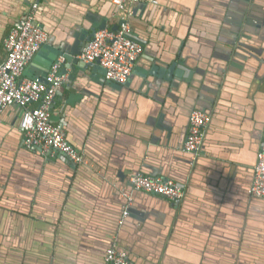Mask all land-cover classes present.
Returning <instances> with one entry per match:
<instances>
[{
	"label": "crops",
	"instance_id": "obj_1",
	"mask_svg": "<svg viewBox=\"0 0 264 264\" xmlns=\"http://www.w3.org/2000/svg\"><path fill=\"white\" fill-rule=\"evenodd\" d=\"M35 2L54 48L120 20L113 0H0V63L6 35ZM133 7L142 70L117 87L91 68L70 80L69 68L52 108L55 124L86 149V164L27 148L22 108L0 111V264H105L116 240L133 264H264V199L248 193L264 139V0ZM43 47L24 78L61 56ZM155 62H182L187 72L167 80L148 73ZM197 107L211 118L194 159L184 144ZM135 171L175 179L186 197L137 193L118 224L120 191Z\"/></svg>",
	"mask_w": 264,
	"mask_h": 264
},
{
	"label": "built area",
	"instance_id": "obj_2",
	"mask_svg": "<svg viewBox=\"0 0 264 264\" xmlns=\"http://www.w3.org/2000/svg\"><path fill=\"white\" fill-rule=\"evenodd\" d=\"M137 0H113L120 10ZM157 3V0H154ZM39 8L33 3L28 12L13 26L4 39L6 59L0 63V111L10 104H18L23 110L20 126L27 148H38L44 156L66 154L76 164H86L84 154L67 139L66 131L52 122L51 106L58 90L68 80V74H61L65 61L60 56L51 66L44 80L24 78V70L40 48L48 41L49 34L36 21ZM131 26L127 20L118 29L98 30L84 47L79 57L85 62H100L106 69L107 79L124 84L132 75L136 62L144 52V46L130 36ZM210 114L196 108L189 121V132L184 149L196 159L202 152L205 134L210 123ZM133 190L162 196L171 201H182L186 190L172 179L163 176L138 173L130 177ZM132 203L131 193L123 191ZM251 196L264 198V143L254 167V178L250 187ZM128 213L125 210L124 216ZM122 223V222H120ZM105 264H133L126 249L120 250L114 243L106 253Z\"/></svg>",
	"mask_w": 264,
	"mask_h": 264
},
{
	"label": "water",
	"instance_id": "obj_3",
	"mask_svg": "<svg viewBox=\"0 0 264 264\" xmlns=\"http://www.w3.org/2000/svg\"><path fill=\"white\" fill-rule=\"evenodd\" d=\"M139 0H137V1H135V2H131L130 4H128V6H127V8H126V10H120V9H118L117 8V13H118V17H119V22H118V24L116 25V26H114L113 28H112V30H116V29H118V27H119V25H120V23L121 22H123L124 20H127L129 23H130V26H131V33H130V36L133 38V39H135V37H134V35H133V31H132V25H131V22H130V20H131V18L133 17V15H134V4L136 3V2H138ZM39 5V4H38ZM39 7H40V5H39ZM117 7V6H116ZM29 10V9H28ZM28 10H27V12H28ZM38 10H39V8H38ZM38 10H37V13H38ZM26 12V13H27ZM26 13H24V15L26 14ZM37 13H36V21L37 22H39V20L37 19ZM23 15V16H24ZM22 16V17H23ZM18 24V23H17ZM16 24V25H17ZM41 24V23H40ZM42 26V25H41ZM43 27V26H42ZM106 28V25H105V22H102V24L100 25V26H98V27H94V28H92L91 29V31L89 32V34L87 35V36H85L84 34H77L76 36H75V41L73 42V44H72V46L70 47V48H67V47H64V46H60V47H58V48H54L53 46H50L49 44H48V42L50 41L49 39H48V41L43 45L44 47V49L45 48H50V49H52V51H53V53H54V55L56 56V57H58V56H63L64 58H65V61H64V63L62 64V66H61V70H60V73L61 74H66L67 73V69H71L73 72H72V74H70L69 75V79L71 80L74 76H76L78 73H79V71H82V72H86V71H88V69H90L91 68V71H92V74H93V76L95 75L96 76V78L98 79V80H107L108 82H112V84L113 85H115V86H117V87H120L121 85H124V84H119V83H116V82H114V81H111V80H109V79H107V77H106V69L104 68V67H102V65L100 64V62H91V63H89V62H85L84 60H82L80 57H79V55L83 52V49H84V47L87 45V43L94 37V35H95V33L98 31V30H102V29H105ZM43 29L45 30V31H47L44 27H43ZM48 32V31H47ZM86 33V32H85ZM48 34H49V32H48ZM136 40V39H135ZM138 41V40H137ZM141 43V42H140ZM143 45V44H142ZM144 46V45H143ZM137 63V62H136ZM135 70H142V68H139V67H137L136 65H135V68H134V71ZM183 70H186V72H187V69L183 66V64H182V62H180V63H176V62H173V63H171V64H161V63H158V62H155L152 66H151V68L148 70V73H150V74H153V75H159L160 77H162V78H165V79H167V80H172L173 78H175V77H178V76H180L181 74H182V71ZM49 71L50 70H48V71H43L42 73H41V75L40 76H37V77H32V78H40V79H42V80H44L45 79V77L47 76V74L49 73ZM133 71V72H134ZM147 73V74H148ZM130 78V77H129ZM59 91V90H58ZM54 102H55V100H54ZM54 102H53V104H52V106H51V112H52V108H53V105H54ZM12 104H10V105H8V106H11ZM8 106H6L4 109H6ZM19 106V105H18ZM20 108H21V106H20ZM197 108H199V109H203V108H200V107H197ZM196 109V108H195ZM194 110V109H193ZM192 110V111H193ZM203 110H205V109H203ZM192 111H191V113H192ZM205 111H207V110H205ZM208 112V111H207ZM191 113H190V115H191ZM209 113V112H208ZM22 116H23V110H21V115H20V120H21V118H22ZM54 117L55 116H51V120H52V122H54ZM55 123V122H54ZM60 128H62V129H64L63 127H62V124H60V125H58ZM21 127V126H20ZM65 130V129H64ZM68 139V138H67ZM69 140V139H68ZM69 142L73 145V146H75L70 140H69ZM263 143H264V139H263V141H262V144H261V147L263 146ZM79 151H82L83 152V154H84V157H85V160H87L88 161V159H87V152H86V149L85 148H79V147H77V146H75ZM261 147H260V149H261ZM38 149V148H37ZM260 149L258 150V152H257V158H258V153H259V151H260ZM40 152H41V150L40 149H38ZM203 150V149H202ZM202 153V152H201ZM190 154V153H189ZM191 156H192V154H190ZM58 156L59 157H61V158H65L67 155L66 154H64V153H58ZM49 161L50 160H53V159H51V158H49L48 159ZM256 163H257V161H256ZM256 163L254 164V167H255V165H256ZM84 164V163H83ZM83 164H79V165H83ZM145 173V174H148V173H146V172H144V171H135V172H133L132 174H131V176L132 175H135V174H138V173ZM149 175H153V176H157L156 174H149ZM161 176V175H160ZM163 176V175H162ZM164 178H166V179H172L173 180V178H171V177H168V176H163ZM253 178H254V169H253V177H252V182H253ZM174 181L176 182V183H178L179 185H181V186H183L184 188H185V186H184V184H181V183H179V182H177L175 179H174ZM252 182H251V184H250V186H249V188H248V193H249V190H250V187H251V185H252ZM131 187H130V189H124V190H121L120 191V195L123 197V199H124V202H123V207H122V212H121V215H120V218H119V220H118V224H121V225H123L124 224V222L126 221V219L130 216V214H131V211H132V206H133V204H134V200H135V194H137V193H145V194H149V195H155V194H151V193H146V192H143V191H138V190H133V188H132V185H130ZM123 191H125V192H127V193H131V197H132V203L126 208V206L128 205V198L126 197V196H124V192ZM249 195H250V193H249ZM251 196V195H250ZM185 197H186V195H185ZM252 198H259V197H255V196H251ZM262 199H264V198H262ZM184 200V199H183ZM175 202H180V201H175ZM125 210L127 211V215L126 216H124V212H125ZM120 222H122V223H120ZM114 243H116L117 244V247L120 249V250H124V248H122L121 246H120V244H119V241L118 240H116V241H114V242H112L109 246H108V249L114 244ZM107 249V250H108ZM128 252V251H127ZM107 253V252H106ZM129 253V252H128ZM129 256H130V254H129ZM105 257H106V255H105ZM104 263H105V258H104Z\"/></svg>",
	"mask_w": 264,
	"mask_h": 264
}]
</instances>
